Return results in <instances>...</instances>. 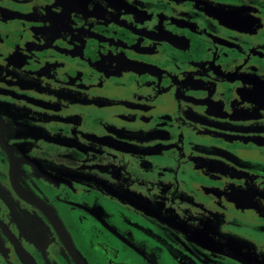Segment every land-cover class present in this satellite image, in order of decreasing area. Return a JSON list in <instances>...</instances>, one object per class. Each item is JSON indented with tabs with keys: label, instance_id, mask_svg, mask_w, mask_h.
<instances>
[{
	"label": "flooded vegetation",
	"instance_id": "flooded-vegetation-1",
	"mask_svg": "<svg viewBox=\"0 0 264 264\" xmlns=\"http://www.w3.org/2000/svg\"><path fill=\"white\" fill-rule=\"evenodd\" d=\"M0 264H264V0H0Z\"/></svg>",
	"mask_w": 264,
	"mask_h": 264
}]
</instances>
